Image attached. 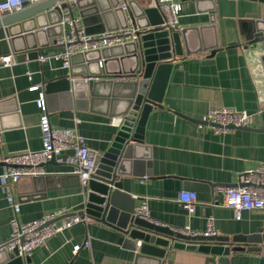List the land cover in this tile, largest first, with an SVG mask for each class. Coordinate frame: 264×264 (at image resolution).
Returning <instances> with one entry per match:
<instances>
[{
  "label": "crops",
  "instance_id": "crops-1",
  "mask_svg": "<svg viewBox=\"0 0 264 264\" xmlns=\"http://www.w3.org/2000/svg\"><path fill=\"white\" fill-rule=\"evenodd\" d=\"M136 1L147 6L153 5L154 0ZM178 1L182 6L179 32H184L190 54L176 58L185 60L186 64L174 70L161 102L146 117L141 148L135 152L139 158L136 164L127 166L135 173L130 177L131 197L135 199V206L145 201L151 219L171 228L188 226L201 231L206 218L213 215L216 235L229 239L224 242L231 247L226 254L169 246L161 264L163 261L168 264H264L263 251L247 250L246 243L230 240L234 235L256 232L257 226L264 223V208L244 209L241 218L236 220L233 211L221 205L223 189L239 185L243 171L264 162V129L255 128L264 127V47L259 40L247 39L243 32L247 19L264 20V1ZM71 11L79 17L77 7L72 6ZM65 12L69 10L63 9L62 14ZM57 19L56 13L40 18L41 26L46 28L39 26L37 30L45 46L38 57L32 58L13 50V43L18 42L17 27L9 36L0 27V57L12 53L15 60L11 65L0 62V148L5 153L40 148L42 110L35 104L39 94L43 96L50 123L76 129L98 155L110 145L118 128L109 123L113 116L109 110L110 83L126 80L127 74L123 72L131 67L130 60L119 62L106 58L98 68L99 54L91 51L87 55L74 54L69 68L62 67L60 60L52 57L62 50L55 43L59 35L57 28L51 24ZM116 46L105 47V55L120 52ZM213 46L217 51L210 55ZM208 57L210 60L206 61ZM98 69V78L92 79L95 85L90 87L84 77ZM116 71L122 73L113 74ZM33 85L38 87L32 90ZM221 106L252 113L248 126L255 129L215 133L207 123L197 126L196 120L210 108ZM2 168L0 163V173ZM44 168L46 174L37 181L22 178L10 189L19 203L15 215L19 222L62 208L67 213H78L74 207L80 203L82 187L77 175L72 173V165L56 157L45 163ZM181 190L196 193V206L191 215L178 201ZM6 196V189L0 185V243L8 238L10 219L14 215ZM85 241L88 247L73 251V245H83ZM237 245L243 248L234 250ZM30 261L33 264H135V251L123 245V237L114 225L88 219L48 237L33 249Z\"/></svg>",
  "mask_w": 264,
  "mask_h": 264
},
{
  "label": "water",
  "instance_id": "water-1",
  "mask_svg": "<svg viewBox=\"0 0 264 264\" xmlns=\"http://www.w3.org/2000/svg\"><path fill=\"white\" fill-rule=\"evenodd\" d=\"M194 1L200 3L206 0ZM121 2L126 3L125 8L119 6ZM72 6L78 8L79 17L87 33L95 34L126 28L128 17L132 19L133 26L141 29L135 41L116 46L120 52L105 55V48L91 50L99 54L98 58L102 60V64L105 63L106 58L119 62L129 59L131 67L123 73L131 79L115 84L110 83L109 110L113 116H122V122L110 145L98 155L95 168L82 187L80 203L74 207V210L86 215L89 219L114 225L123 237V245L135 251V264H145L144 260L161 264L166 248L169 246L174 249L204 253H228L231 247L229 244H224L229 241L228 237L185 235L169 226L133 214L135 199L131 197L130 177L135 176V173L128 170L127 166L131 163L136 164L135 160L139 158L135 152L141 148L144 123L148 113L154 105L161 102L165 87L174 70L186 64L185 60H176L183 54H190L184 32L165 29L161 25L163 16L158 8L154 5L143 6L136 0H42L2 16L0 27L4 28L8 36L17 27L15 35L18 36V42H12L13 50L26 53L28 58L38 57L40 50L45 46L41 41L40 30H37L41 26L40 18L49 13H56L58 19L51 24H55L56 34H60L62 27L59 19L62 10L68 9L72 14ZM244 23H246L243 31L245 37L261 41L264 47V20L247 19ZM91 51L83 52V54L87 55L92 53ZM215 51L217 47H211L210 55H213ZM209 57L206 61L210 60ZM98 71L99 69L89 74L98 76ZM121 73L116 71L113 74ZM88 83L90 87L95 85L93 80H89ZM228 127L235 131L241 128L264 129V127L253 128L247 125ZM53 160L54 157L48 162ZM41 177L42 175L22 178L37 181ZM255 231L234 235L230 240L237 244L246 243L247 250L264 252V223L257 226ZM138 240L141 242L138 243ZM242 248L237 245L233 249ZM22 262L23 259L17 255L16 250L11 252L0 250V264H22Z\"/></svg>",
  "mask_w": 264,
  "mask_h": 264
},
{
  "label": "built area",
  "instance_id": "built-area-1",
  "mask_svg": "<svg viewBox=\"0 0 264 264\" xmlns=\"http://www.w3.org/2000/svg\"><path fill=\"white\" fill-rule=\"evenodd\" d=\"M42 0H0V18L6 14L13 13L24 7ZM153 5L158 8L163 16L161 25L171 31L182 29L179 24V16L182 9L178 0H154ZM120 7L125 8L126 3L121 2ZM128 26L117 30L104 31L101 33H87L79 17L69 12L61 14L59 24L62 30L55 39V43L62 47L52 54V57L60 60L61 66L69 68L70 58L76 53H83L91 50H99L113 45H120L126 42L135 41L138 38L140 28L131 24L132 19L128 17ZM12 53L0 57L2 65L14 63ZM102 60H98V67H102ZM96 75H88L84 80L97 79ZM126 79L131 77L126 76ZM33 85L30 89H36ZM35 104L42 110L39 117V128L41 132V146L35 150H25L17 153H5L0 148V163L3 168L0 173V185L7 191V200L10 203L14 215L10 219V234L8 238L0 243V250L11 252L16 250L17 255L23 259L22 264H33L30 256L33 249L44 241L74 224L88 221V217L80 213H67L65 208L49 211L28 222H19L16 213L19 210V203L15 201L10 189L22 177H35L46 174L44 165L51 158H58L72 165V173L76 174L80 186L83 187L96 164L98 154L92 151L86 144L85 137L74 128L57 127L50 123L45 112V103L42 94H39ZM252 121V113L245 109L232 107L210 108L197 122L198 127L207 123L215 133H224L232 130L228 126H248ZM122 122V116H112L109 123L118 127ZM67 154H64L68 152ZM63 155V156H62ZM196 193L193 190H181L178 193V201L182 207L191 215L196 206ZM225 207L233 211L234 219L241 218V211L244 209L264 208V162L254 168L246 169L240 175L239 185L227 186L223 189V202ZM135 216L150 220L148 205L141 201L134 207ZM175 231L185 235H216L213 215L206 218L205 228L201 231L190 229L188 226ZM88 241L83 245H73L76 252L80 247H88ZM162 264H167L163 261Z\"/></svg>",
  "mask_w": 264,
  "mask_h": 264
}]
</instances>
